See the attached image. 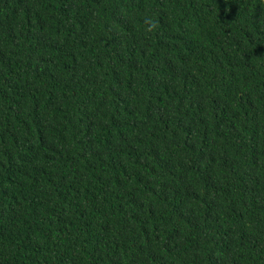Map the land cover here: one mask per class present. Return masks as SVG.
<instances>
[{
    "label": "trees",
    "instance_id": "trees-1",
    "mask_svg": "<svg viewBox=\"0 0 264 264\" xmlns=\"http://www.w3.org/2000/svg\"><path fill=\"white\" fill-rule=\"evenodd\" d=\"M0 264H264V0H0Z\"/></svg>",
    "mask_w": 264,
    "mask_h": 264
},
{
    "label": "bare ground",
    "instance_id": "bare-ground-1",
    "mask_svg": "<svg viewBox=\"0 0 264 264\" xmlns=\"http://www.w3.org/2000/svg\"><path fill=\"white\" fill-rule=\"evenodd\" d=\"M157 64V63H156Z\"/></svg>",
    "mask_w": 264,
    "mask_h": 264
}]
</instances>
